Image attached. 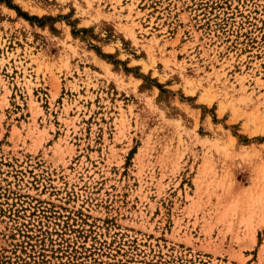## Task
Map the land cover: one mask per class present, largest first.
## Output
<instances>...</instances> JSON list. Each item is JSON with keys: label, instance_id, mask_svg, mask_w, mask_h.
I'll return each mask as SVG.
<instances>
[{"label": "rangeland", "instance_id": "rangeland-1", "mask_svg": "<svg viewBox=\"0 0 264 264\" xmlns=\"http://www.w3.org/2000/svg\"><path fill=\"white\" fill-rule=\"evenodd\" d=\"M0 264H264V0H0Z\"/></svg>", "mask_w": 264, "mask_h": 264}]
</instances>
